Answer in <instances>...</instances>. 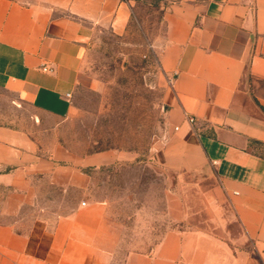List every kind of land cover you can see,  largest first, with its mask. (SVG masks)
Wrapping results in <instances>:
<instances>
[{
    "label": "crops",
    "instance_id": "0c3cea01",
    "mask_svg": "<svg viewBox=\"0 0 264 264\" xmlns=\"http://www.w3.org/2000/svg\"><path fill=\"white\" fill-rule=\"evenodd\" d=\"M162 20L159 65L168 80L175 76L166 163L212 169L251 248L167 229L146 250H123L125 227L111 217L112 206L79 200L90 193V177L54 163L69 159L57 134L78 88L89 84L83 65L91 42L102 29L125 34L132 7L125 0H0V89L30 106L34 123L46 118L42 132L52 135L44 143L0 126V167L35 161L30 171H0V187L10 189L0 207L10 219L0 223V264H264V0H168ZM38 176L59 189L54 209L32 186ZM27 209L38 214L28 225Z\"/></svg>",
    "mask_w": 264,
    "mask_h": 264
},
{
    "label": "rangeland",
    "instance_id": "374dc122",
    "mask_svg": "<svg viewBox=\"0 0 264 264\" xmlns=\"http://www.w3.org/2000/svg\"><path fill=\"white\" fill-rule=\"evenodd\" d=\"M125 1L132 7L127 32L115 35L102 29L88 49L83 73L89 84L78 88L73 112L57 134L69 159L55 161L54 167L77 169L90 177V193L80 194L79 200L112 206L111 217L125 227V251L146 250L167 229L203 231L250 249L214 171L174 169L165 160L170 130L175 131L168 104L170 84L158 57L168 0ZM34 116L38 114L15 94L0 89V126L25 129L50 142L52 135L42 132L48 120L42 117L38 125ZM101 156L104 161H97ZM34 165L31 161L0 171H28ZM31 182L40 191L41 203L54 209L58 187L43 176ZM9 191L0 187V207ZM66 201L70 204L69 195ZM24 216L28 225L38 214L27 209ZM7 221L0 215V223Z\"/></svg>",
    "mask_w": 264,
    "mask_h": 264
},
{
    "label": "built area",
    "instance_id": "2783aa9c",
    "mask_svg": "<svg viewBox=\"0 0 264 264\" xmlns=\"http://www.w3.org/2000/svg\"><path fill=\"white\" fill-rule=\"evenodd\" d=\"M44 71H51V70H50V69H47V68H44ZM174 78H175V76H173L172 78H170V79L168 80V82H169L170 85L173 84ZM67 97H70V95H67ZM184 116H185V120H186L190 125H194V124H195L196 119H195L194 117L189 116V115L186 114V113L184 114ZM176 129H178V128H176ZM82 205L84 206L85 203H82Z\"/></svg>",
    "mask_w": 264,
    "mask_h": 264
}]
</instances>
